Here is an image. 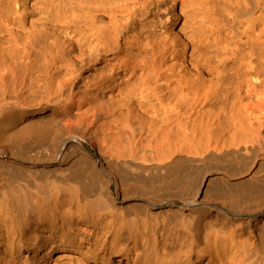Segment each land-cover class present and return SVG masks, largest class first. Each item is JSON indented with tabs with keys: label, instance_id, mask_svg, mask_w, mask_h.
Wrapping results in <instances>:
<instances>
[{
	"label": "bare ground",
	"instance_id": "6f19581e",
	"mask_svg": "<svg viewBox=\"0 0 264 264\" xmlns=\"http://www.w3.org/2000/svg\"><path fill=\"white\" fill-rule=\"evenodd\" d=\"M29 1L0 0V264H264V0Z\"/></svg>",
	"mask_w": 264,
	"mask_h": 264
},
{
	"label": "rangeland",
	"instance_id": "374dc122",
	"mask_svg": "<svg viewBox=\"0 0 264 264\" xmlns=\"http://www.w3.org/2000/svg\"><path fill=\"white\" fill-rule=\"evenodd\" d=\"M2 1V0H1ZM26 1H29V0H26ZM43 0H30L29 3H43L42 2ZM44 3H48V1L44 0ZM163 14L160 15V17H162ZM86 147L91 151L92 155L96 158L97 157V153L91 149L88 145H86Z\"/></svg>",
	"mask_w": 264,
	"mask_h": 264
}]
</instances>
